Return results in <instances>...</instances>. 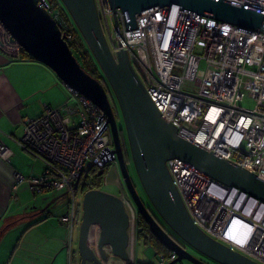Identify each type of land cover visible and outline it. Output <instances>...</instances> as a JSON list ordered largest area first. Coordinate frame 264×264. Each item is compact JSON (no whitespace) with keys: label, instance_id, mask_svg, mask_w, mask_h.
I'll list each match as a JSON object with an SVG mask.
<instances>
[{"label":"built area","instance_id":"2783aa9c","mask_svg":"<svg viewBox=\"0 0 264 264\" xmlns=\"http://www.w3.org/2000/svg\"><path fill=\"white\" fill-rule=\"evenodd\" d=\"M107 41L116 55L126 51L162 118L183 139L237 164L264 181V32L252 31L184 11L162 8L126 23L121 9L108 0H95ZM264 12V0H224ZM59 26L73 53L86 51L101 83L111 88L62 0H39ZM119 28V31L117 29ZM0 51L21 60L22 50L10 41L0 22ZM68 99L60 108L46 107L38 118L22 122L21 146L42 158L46 169L38 177L17 174L13 191L24 183L34 195L65 193L66 213L58 217L67 228L72 256L74 237L82 222V202L90 170L119 174L120 197L129 217V259L112 255L116 264H136L138 211L122 182L111 125L90 99L65 84ZM248 98L253 109L243 106ZM10 151L0 143V158L10 163ZM194 223L208 236L258 264H264V202L239 188L218 182L180 159L167 162ZM114 168V169H113ZM116 169V170H115ZM100 230L94 228L90 245L98 252ZM101 259V258H100ZM174 253L159 257L173 264ZM102 264H111L102 260Z\"/></svg>","mask_w":264,"mask_h":264},{"label":"water","instance_id":"95a60500","mask_svg":"<svg viewBox=\"0 0 264 264\" xmlns=\"http://www.w3.org/2000/svg\"><path fill=\"white\" fill-rule=\"evenodd\" d=\"M113 11L128 16L127 27H137L136 17L162 8L178 6L184 11L252 31L264 32V12L224 0H108ZM114 94L124 122L128 157L132 158L141 187L152 207L178 237L173 236L146 205L134 182L121 141L122 129L104 85L80 65L59 26L39 0H0V22L33 61L43 64L79 94L90 99L107 116L122 182L159 241L177 256L173 264L186 260L210 264L189 249L216 264H258L204 233L192 220L174 184L167 162L180 159L229 187H236L264 202V181L235 163L218 157L179 136L151 100L129 54L113 53L105 36L95 0H62ZM118 31L119 28L117 27ZM118 110V109H117ZM124 133V132H123ZM125 136V134H124ZM103 173L100 174L102 176ZM61 196L52 200L43 213ZM78 237L80 264H102L108 260L105 247L123 261L129 259L130 221L117 195L92 189L84 194ZM94 228L100 230L98 252L90 245Z\"/></svg>","mask_w":264,"mask_h":264},{"label":"crops","instance_id":"0c3cea01","mask_svg":"<svg viewBox=\"0 0 264 264\" xmlns=\"http://www.w3.org/2000/svg\"><path fill=\"white\" fill-rule=\"evenodd\" d=\"M67 99L65 85L49 68L23 57L9 58L0 51V143L11 154L10 163L0 158V264L81 262L76 235L70 256L67 228L57 219L67 211L60 204L61 199L51 206L53 214L43 213L61 194H55L53 199L46 194L39 197L24 183L15 192L17 200H13L12 191L17 174L38 177L47 167L42 158L22 148L23 120L40 117L46 107L60 108ZM56 211L60 213L55 215ZM110 259L111 264H116L113 257ZM135 262L139 263L136 258Z\"/></svg>","mask_w":264,"mask_h":264},{"label":"rangeland","instance_id":"374dc122","mask_svg":"<svg viewBox=\"0 0 264 264\" xmlns=\"http://www.w3.org/2000/svg\"><path fill=\"white\" fill-rule=\"evenodd\" d=\"M74 53L76 54V52L74 51ZM77 56V54H76ZM109 99L111 101V104L113 107L117 108L118 110V126L120 129L123 130L125 137H126V131H125V126H124V122L117 104V100L114 96V94L111 91V94L109 95ZM243 106L249 109H253L255 106V102L253 100H250L248 98L245 99V101L243 102ZM131 155H129V164L128 167L130 169V172L132 174V177L134 179L135 184L138 187V190L140 191L141 196L143 197L146 205L151 209L152 213L157 217V219L161 222V224H163V226L176 238H178L173 232L172 230L164 223V221L160 218V216L157 214V212L154 210V208L152 207L150 201L148 200V198L146 197L141 184L139 182L138 176L136 174L135 168H134V164L132 161V158L130 157ZM114 169V168H113ZM116 170V169H115ZM121 176V175H120ZM119 174L117 172H115L114 170H110L106 177H105V183L103 186V191L105 192H109L111 194L114 195H119L120 194V188H119ZM46 195H49V197H51V199L54 198V195L52 192L50 193H45ZM51 195V196H50ZM59 196V195H57ZM39 197H42V195H39ZM65 198H62L61 200H59L60 204L62 205V207L66 210L67 209V204H66ZM54 207V206H53ZM53 207L49 208L47 211L51 212L53 214ZM60 213L59 211H56L55 215ZM78 237L79 235L76 233V242L78 241ZM76 246V245H75ZM78 247V244H77ZM190 252H192L193 254H195L198 258L207 261L210 264H216L213 263L209 260H207L206 258L202 257L200 254L194 252L193 250L189 249ZM134 253H135V258L136 261H138L139 263H143V264H159V257L156 254L155 249L149 245L146 244L144 239H141L139 241H136L134 244ZM80 260V259H79ZM177 264H192L186 260H183L182 262H179Z\"/></svg>","mask_w":264,"mask_h":264},{"label":"trees","instance_id":"16d2710c","mask_svg":"<svg viewBox=\"0 0 264 264\" xmlns=\"http://www.w3.org/2000/svg\"><path fill=\"white\" fill-rule=\"evenodd\" d=\"M77 54V56H76ZM74 53L75 57L77 58L78 62L82 66V68L93 78L97 79L98 81L101 82V78L99 77V73L97 69L93 65L92 58L90 55L84 51L80 53ZM22 57L27 58L32 60L24 51H22ZM108 94L110 95L109 90L107 89L106 86H104ZM114 113L116 116V119L119 120L118 118V111L117 108L114 107ZM121 141L125 153V158L127 163L129 164V157H128V152H127V147H126V142H125V136L124 133H121ZM108 173V169H105L102 176H100L101 172L95 169L90 170V175H89V180L86 183V188H85V193L88 192L89 190L92 189H97V190H103V186L105 183V177ZM136 239L137 241L144 239L145 242L149 245H151L155 251L158 257H169L171 252L159 241V239L150 231V227L148 223L145 221L143 216L138 213V223H137V234H136ZM136 264H142V263H136Z\"/></svg>","mask_w":264,"mask_h":264},{"label":"bare ground","instance_id":"6f19581e","mask_svg":"<svg viewBox=\"0 0 264 264\" xmlns=\"http://www.w3.org/2000/svg\"><path fill=\"white\" fill-rule=\"evenodd\" d=\"M110 257H112V255H109V262H110V260H111Z\"/></svg>","mask_w":264,"mask_h":264}]
</instances>
